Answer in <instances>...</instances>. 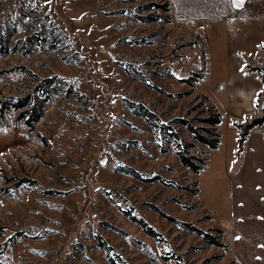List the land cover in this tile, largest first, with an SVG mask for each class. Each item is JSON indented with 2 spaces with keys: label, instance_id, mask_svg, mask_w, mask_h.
I'll use <instances>...</instances> for the list:
<instances>
[{
  "label": "rangeland",
  "instance_id": "1",
  "mask_svg": "<svg viewBox=\"0 0 264 264\" xmlns=\"http://www.w3.org/2000/svg\"><path fill=\"white\" fill-rule=\"evenodd\" d=\"M0 34V264H235L196 230H229L236 126L264 116L246 69L264 66V18L180 20L170 0H0ZM46 78L60 92L29 129L12 105ZM211 105L220 145L190 150L208 159L194 174L141 114L195 144L175 120Z\"/></svg>",
  "mask_w": 264,
  "mask_h": 264
},
{
  "label": "crops",
  "instance_id": "2",
  "mask_svg": "<svg viewBox=\"0 0 264 264\" xmlns=\"http://www.w3.org/2000/svg\"><path fill=\"white\" fill-rule=\"evenodd\" d=\"M177 19L264 18V0H170ZM236 4L240 6L237 7ZM238 156V155H237ZM238 167L232 172L230 236L227 245L236 264H264V134H248Z\"/></svg>",
  "mask_w": 264,
  "mask_h": 264
},
{
  "label": "trees",
  "instance_id": "3",
  "mask_svg": "<svg viewBox=\"0 0 264 264\" xmlns=\"http://www.w3.org/2000/svg\"><path fill=\"white\" fill-rule=\"evenodd\" d=\"M4 36V35H3ZM0 34V55H7L10 53L9 45L10 39L3 37ZM32 39V36L29 37ZM246 69L250 72H256L264 85V66L252 67L247 64ZM55 78L42 79L38 86L25 97H20L16 102L13 103L12 108L18 112V121H23L25 127L33 129L34 125L43 117L44 114V103L50 100L54 94H58L60 90L56 87ZM39 98V99H38ZM206 99V98H205ZM3 103L0 101V122L4 117V111H7V107L3 109ZM207 112L209 116L207 118L196 119V121H187L185 119H176L175 123L179 127H185V129L194 138V143H186L181 138L179 130L175 126L160 124L159 119L156 115L147 109H143L141 116L149 122L151 127H153L156 132L160 134H168L176 143L177 155L179 157V162L188 168L192 173L199 174L202 169L207 165V158H200L192 153L190 150L196 147V144H201L207 146L211 150H216L220 145L221 135L218 132V127L221 124V114L211 105ZM158 121V123H157ZM198 122V123H196ZM174 123V124H175ZM264 125V116L259 118H254L251 122L245 124H238L236 127L239 129L238 137V150L237 155L243 152L245 140L251 130L258 128L260 129ZM264 134V130L262 131ZM198 192V190H195ZM143 229L149 234L154 235L153 231L149 229L143 221H139ZM217 235H211L210 233H204L200 230H196L199 235H202L205 242L208 244L217 246L219 248L228 249L227 245L221 242V237L223 235V230H216ZM236 264V263H235Z\"/></svg>",
  "mask_w": 264,
  "mask_h": 264
},
{
  "label": "snow or ice",
  "instance_id": "4",
  "mask_svg": "<svg viewBox=\"0 0 264 264\" xmlns=\"http://www.w3.org/2000/svg\"><path fill=\"white\" fill-rule=\"evenodd\" d=\"M237 7H239L240 5L239 4H236Z\"/></svg>",
  "mask_w": 264,
  "mask_h": 264
}]
</instances>
